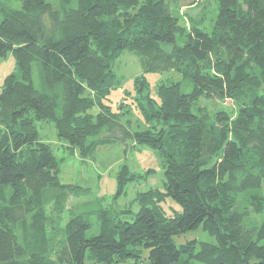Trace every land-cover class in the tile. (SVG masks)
<instances>
[{
    "label": "trees",
    "instance_id": "16d2710c",
    "mask_svg": "<svg viewBox=\"0 0 264 264\" xmlns=\"http://www.w3.org/2000/svg\"><path fill=\"white\" fill-rule=\"evenodd\" d=\"M212 2L187 23L178 0H0V57L15 63L0 86V264H126L143 250L148 264H264V0ZM125 50L161 74L156 96L144 73L134 78L138 130L108 104ZM202 96L230 100L229 110L209 115ZM38 122L83 158L114 141L150 147L162 188L138 192L136 212L98 198L51 243L46 204L61 210L71 192ZM117 177L121 190L136 176L123 165ZM167 198L180 207L171 215ZM94 214L99 231L87 236ZM198 228L215 241L176 245Z\"/></svg>",
    "mask_w": 264,
    "mask_h": 264
},
{
    "label": "rangeland",
    "instance_id": "374dc122",
    "mask_svg": "<svg viewBox=\"0 0 264 264\" xmlns=\"http://www.w3.org/2000/svg\"><path fill=\"white\" fill-rule=\"evenodd\" d=\"M2 1L12 4L15 0ZM192 1L178 0V5L186 8L183 9V12L187 13V17H184L185 22H190L189 18H199L203 12L202 7H205V10L208 8L209 10H207L212 14L214 6L212 0H196V4L188 6ZM205 4L206 6H204ZM112 68L119 79L120 86L111 90L108 96L110 98L108 104H110L113 111L121 114L122 120H130L132 130L145 128L143 117L132 100L134 95L133 81L135 76L144 73L149 85V92L156 96V86L161 74L156 71L144 72L140 57L128 50L120 54L114 61ZM14 70V58L10 52L4 57H0V86L4 76ZM32 76L36 88L41 89L39 69L36 62L32 64ZM183 90H186V85H184ZM126 91L130 93L126 94ZM123 96H125L124 99ZM121 102H126L127 105L121 108ZM201 103L205 106L207 113L214 116L218 110L228 109L231 101L202 96ZM37 127L39 135L51 144L56 157L63 158L60 161L59 176L60 180L68 186L71 192V196L66 201H64V194L61 193L64 204L61 210H59L61 204L56 203L54 199L46 204L47 225L45 226V232L50 242L53 241L51 240L52 236L53 238L54 236L56 237V233L61 231V227L64 226L71 214L93 207L98 208L96 202L98 198L104 197L105 201H101L103 207H110L114 212L124 208H130L133 212H136L139 209V204L136 200L138 192L151 188H162L163 170L158 157L150 147H132V140H128L127 144L114 141L98 147L92 156L83 158L77 151L69 150L64 146V142L57 139L53 123L38 122ZM123 165L127 166L129 174L133 173L136 177L127 179L123 183L121 190H118L117 175ZM162 204L167 215L174 213L173 207H177L178 210L180 208L171 198H167ZM261 216V214L257 215L258 222ZM96 218V214L90 216L91 226L86 231L87 236L98 233L99 227ZM25 227L28 235L32 237L33 231L29 221H27ZM190 239L206 242L215 241L212 235L201 228L192 229L174 237L176 245H180ZM260 242L264 243V238ZM146 258L147 250H143L138 258H130L126 264H148ZM195 263L202 264L201 262ZM85 264L94 263L86 258Z\"/></svg>",
    "mask_w": 264,
    "mask_h": 264
}]
</instances>
